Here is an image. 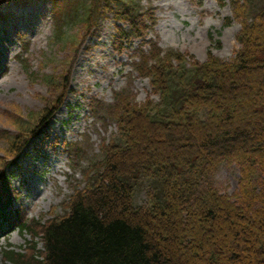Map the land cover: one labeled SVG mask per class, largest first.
Returning <instances> with one entry per match:
<instances>
[{
    "label": "trees",
    "instance_id": "obj_1",
    "mask_svg": "<svg viewBox=\"0 0 264 264\" xmlns=\"http://www.w3.org/2000/svg\"><path fill=\"white\" fill-rule=\"evenodd\" d=\"M230 6L241 28L229 61L208 52L199 63L153 42L138 51L136 69L157 99L139 105L120 97L101 172L63 216L36 222L39 231L25 228L41 237L42 250L32 243L29 254L5 251L10 264H264V0ZM124 7L115 13L127 25L118 37L129 41L154 17L134 0ZM251 87L260 92L246 106ZM240 106L262 122L233 126ZM23 140L10 151L18 155ZM223 162L239 171L232 195L215 184ZM141 183L146 202L136 204Z\"/></svg>",
    "mask_w": 264,
    "mask_h": 264
},
{
    "label": "rangeland",
    "instance_id": "obj_2",
    "mask_svg": "<svg viewBox=\"0 0 264 264\" xmlns=\"http://www.w3.org/2000/svg\"><path fill=\"white\" fill-rule=\"evenodd\" d=\"M124 1L0 0V171L13 157L15 150L10 148L31 134L26 126L34 123L38 136L29 142L30 135L24 144L23 148L28 146L23 163L14 171L6 169L12 172V184L21 187L19 203L28 217L60 212V203L76 187L85 186L83 170L90 161L101 164L100 148L117 132L113 114L119 111L121 96L139 105L156 100L149 80L136 70L134 54L140 45L145 54L157 42L199 63L208 52L229 61L240 48L241 24L232 14L230 0H220L221 4L218 0H134L138 8L151 9L156 22L140 37L120 42L117 28L126 24L115 13L124 12ZM248 92L241 98L246 106L260 88ZM100 110L109 116L97 115ZM51 113L44 129L42 123ZM262 120L240 106L233 126L248 127ZM178 143L176 138L169 140L170 145ZM79 148L82 158L76 154ZM238 181L236 165L223 162L215 174L218 190L232 195ZM145 191L143 183L135 187L136 204L146 202ZM27 238L1 232L0 245L22 247Z\"/></svg>",
    "mask_w": 264,
    "mask_h": 264
},
{
    "label": "bare ground",
    "instance_id": "obj_3",
    "mask_svg": "<svg viewBox=\"0 0 264 264\" xmlns=\"http://www.w3.org/2000/svg\"><path fill=\"white\" fill-rule=\"evenodd\" d=\"M54 117H56V118L59 119V113H56V114L54 115ZM52 120H53V119H52ZM19 189H20V186L16 187V188H15V193H16Z\"/></svg>",
    "mask_w": 264,
    "mask_h": 264
}]
</instances>
